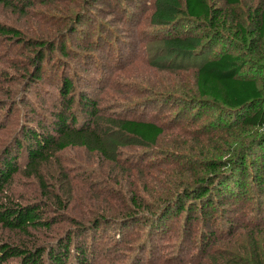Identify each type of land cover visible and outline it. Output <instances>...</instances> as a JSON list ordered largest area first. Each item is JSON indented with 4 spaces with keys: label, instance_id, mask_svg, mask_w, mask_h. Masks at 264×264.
Segmentation results:
<instances>
[{
    "label": "rangeland",
    "instance_id": "obj_1",
    "mask_svg": "<svg viewBox=\"0 0 264 264\" xmlns=\"http://www.w3.org/2000/svg\"><path fill=\"white\" fill-rule=\"evenodd\" d=\"M209 2L225 7L224 0ZM262 3L241 0L236 13L248 21V14ZM175 5L174 16L167 20L158 15L169 9L164 0H15L12 6L0 5V25L20 33L16 38L0 35V157L17 139L23 140L26 127L49 125V118L60 110L65 80L73 82L76 97L87 95L104 113L128 112L166 123L158 145L121 149L119 165L111 166L124 173L118 178L104 168L107 163L82 147L57 150L42 166L43 181L16 173L17 199H43L44 217L54 218L52 230L41 231L45 239L52 235L49 241L56 245L71 229L82 234L78 222L95 218L90 212L94 203L105 198L123 202L126 182L141 187L144 204L156 213L165 199L207 172L209 161L228 163L217 170L226 174L220 180L225 189L211 187L212 205H202L189 216L190 206H201L189 198L181 202L184 208L178 201L170 206L161 225L160 214L126 228L110 226L103 233L107 237L94 239L97 246L88 264H247L249 248L260 256L264 252L260 243L253 245L255 238L264 237V128L236 122L221 108L195 97L198 66L223 44L249 59L244 72L256 75L263 87L264 57L243 49L240 38L231 34L202 56L176 49L170 42L176 33L202 43L208 30L186 22L181 0ZM42 41L54 51L48 46L41 53L44 80L34 83L30 74L38 66L33 60ZM32 108L37 109L35 116ZM239 156L245 158V173L239 170ZM24 163L20 158L19 164ZM68 176L72 183L67 190ZM170 188L175 190L169 197L158 198ZM86 238L89 242L90 233ZM43 256V264H48ZM67 264L77 262L71 258Z\"/></svg>",
    "mask_w": 264,
    "mask_h": 264
},
{
    "label": "trees",
    "instance_id": "obj_2",
    "mask_svg": "<svg viewBox=\"0 0 264 264\" xmlns=\"http://www.w3.org/2000/svg\"><path fill=\"white\" fill-rule=\"evenodd\" d=\"M14 1L0 0V5L9 7L14 5ZM224 1L225 7H219L211 4L209 0H181V12L188 19L186 22H190L196 30L207 28L208 34L203 35V40L205 39L206 42L201 43L199 38L190 39L182 36L181 33H176L170 41L171 44L176 49L202 56L213 51L219 41L231 34L240 38L243 49L249 50L251 54L253 53L252 55L264 57V3L257 5L248 14V21H245L236 13L241 0ZM164 2L169 9H162L158 15L167 20L165 17H173L175 14L176 0H164ZM19 34L16 29L0 25L2 36L16 38ZM48 46L49 49L52 48L47 41L38 42L39 50L33 60L38 66L30 74L34 83L44 80V66L41 63L45 55L41 53L46 52L45 49ZM248 63L247 57L231 51L227 45L223 44L213 56L207 57L198 66L195 72V97L206 106L221 108L236 122L249 127L264 128V87L256 75H248L246 71L244 72ZM73 90V82L65 80L61 89L63 100L60 110L54 117L49 118V125L26 127L23 130V140L17 139L15 145L0 157V264H43L44 254L47 255L48 264H67L71 258L77 264H88L87 258L89 254H93L97 246L94 239L98 237L100 240L102 237H107L103 236V233L110 226L126 228L132 223L148 222L149 219L160 214L161 225L167 215L165 212L170 206L178 201L179 208H184L181 202L189 198L201 204L199 207L190 206L187 213L191 216L193 211L202 209V205L209 206L215 201L211 187H216L222 192L225 189L224 182L220 180L226 174L218 173L217 170L228 163L212 160L206 166L208 171L197 175L192 186L184 187L182 190L180 188L174 193L175 189L170 188L165 195L159 196L158 198L169 197L173 193L161 205L159 204V210L156 213H150L144 204V193L141 187L134 182H126V193L120 195L123 202L117 204L112 198H105L100 203H94L90 212L95 215V218L78 222L82 234L73 233L77 230L71 229L74 231L69 230V234L59 239L54 245L49 241V238L52 240V235H45V239L44 233L41 232L44 228L52 230L54 224L52 216L44 217V207L47 203L43 199L21 203L17 199L20 197L19 192L13 186L16 173L32 175L43 181L42 166L47 162L50 163L53 156L56 157L57 150L82 147L107 163L108 165L105 164L104 168L112 175V178H118L124 173H120L116 167L111 166L119 165L118 158L122 148H131L135 145L154 147L160 143L166 132V123L163 121L132 117L128 112L104 113L93 99L87 95L76 97L72 93ZM74 102L76 108L73 110ZM31 110V114L35 116L37 109ZM50 130H54L57 136ZM261 145H264L263 138ZM20 158L24 159V165L19 164ZM57 161V167L63 170L60 160L57 159ZM239 162L241 163L239 170L245 173L244 156H239ZM147 175L146 179L149 180L151 177ZM66 178L68 190L72 182L69 181V176ZM176 181L177 179L174 180L175 183ZM261 182L264 186V177ZM149 194L156 196L152 191ZM56 203H58L57 200ZM52 211L55 212V209ZM76 222L74 220V223ZM88 233H90L89 242L86 238ZM253 241L255 247L257 243H260L264 250V237L255 238ZM257 253L258 250L254 247L252 250L249 248L247 264H264V252H260L261 256ZM216 263L237 264L234 261L225 263L216 261Z\"/></svg>",
    "mask_w": 264,
    "mask_h": 264
}]
</instances>
